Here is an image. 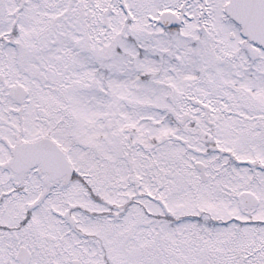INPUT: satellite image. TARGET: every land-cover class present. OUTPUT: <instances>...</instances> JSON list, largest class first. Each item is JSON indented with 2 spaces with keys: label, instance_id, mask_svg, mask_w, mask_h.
<instances>
[{
  "label": "snow or ice",
  "instance_id": "1",
  "mask_svg": "<svg viewBox=\"0 0 264 264\" xmlns=\"http://www.w3.org/2000/svg\"><path fill=\"white\" fill-rule=\"evenodd\" d=\"M0 264H264V0H0Z\"/></svg>",
  "mask_w": 264,
  "mask_h": 264
}]
</instances>
